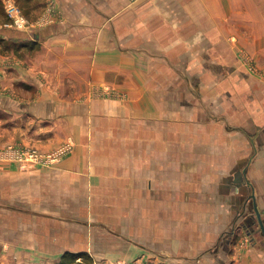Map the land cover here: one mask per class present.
Wrapping results in <instances>:
<instances>
[{"label":"crops","instance_id":"1","mask_svg":"<svg viewBox=\"0 0 264 264\" xmlns=\"http://www.w3.org/2000/svg\"><path fill=\"white\" fill-rule=\"evenodd\" d=\"M41 1L0 44V264H264V0Z\"/></svg>","mask_w":264,"mask_h":264},{"label":"built area","instance_id":"2","mask_svg":"<svg viewBox=\"0 0 264 264\" xmlns=\"http://www.w3.org/2000/svg\"><path fill=\"white\" fill-rule=\"evenodd\" d=\"M4 7L5 15H7L8 18L7 26L13 30L29 34L32 33L33 35L39 31V28L45 26L46 23L52 20L46 14L38 19L28 17L25 15L17 0H4ZM72 147V143L67 142L57 149L49 152H42L36 146L17 147L15 145H8L3 153L6 155V158L16 161L22 168H27L32 167L34 163L44 164L46 166L55 165L66 152L72 149ZM118 264L124 263L120 262Z\"/></svg>","mask_w":264,"mask_h":264},{"label":"trees","instance_id":"3","mask_svg":"<svg viewBox=\"0 0 264 264\" xmlns=\"http://www.w3.org/2000/svg\"><path fill=\"white\" fill-rule=\"evenodd\" d=\"M30 1V0H29ZM25 15H27L28 17L30 15H28V12H25ZM7 23H8V18L6 19ZM21 34V33H19ZM18 37L24 38V35H17ZM0 44L2 46H4V48H20L23 45L24 46H31V45H35V40L31 37V39H27L26 41H22V39H13V40H7L3 37L0 36ZM94 260L91 257V255L87 252H83V253H75V252H71V251H67L65 252L60 259L55 262L54 264H94Z\"/></svg>","mask_w":264,"mask_h":264},{"label":"rangeland","instance_id":"4","mask_svg":"<svg viewBox=\"0 0 264 264\" xmlns=\"http://www.w3.org/2000/svg\"><path fill=\"white\" fill-rule=\"evenodd\" d=\"M17 1L19 3L20 7L23 9V11L28 12V15H30L29 17H31L33 19H38L39 17H41V15L44 11L43 8L46 5L45 3L43 4V2L41 0H30V1L29 0H17ZM130 1L131 2H137L139 0H130ZM3 18L7 19V15H5L4 0H0V19H3ZM9 29L11 30V28H9ZM9 29L7 28V30H9ZM19 35H25V34L23 32H21V34H19ZM15 38L22 39V36L21 37L16 36ZM29 38H31V37H29ZM9 40H11V39L9 38Z\"/></svg>","mask_w":264,"mask_h":264},{"label":"water","instance_id":"5","mask_svg":"<svg viewBox=\"0 0 264 264\" xmlns=\"http://www.w3.org/2000/svg\"><path fill=\"white\" fill-rule=\"evenodd\" d=\"M253 198H254V206H255L254 211H256V214H257L258 225L260 226V228L262 229L263 234H264V220H263L261 211H259V208L257 206L256 195L253 194ZM248 218H249V216H246L245 221H247ZM243 224L245 225V223H243Z\"/></svg>","mask_w":264,"mask_h":264}]
</instances>
